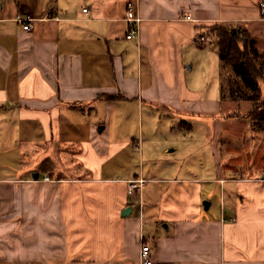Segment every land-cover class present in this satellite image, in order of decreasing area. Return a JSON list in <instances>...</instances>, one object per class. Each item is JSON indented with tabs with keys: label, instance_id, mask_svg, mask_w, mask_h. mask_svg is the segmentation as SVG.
<instances>
[{
	"label": "crops",
	"instance_id": "crops-1",
	"mask_svg": "<svg viewBox=\"0 0 264 264\" xmlns=\"http://www.w3.org/2000/svg\"><path fill=\"white\" fill-rule=\"evenodd\" d=\"M260 2L0 0V264H139L142 244L152 264H264V155L221 114L223 65L196 42L222 23L264 52ZM130 112L144 124L117 135ZM233 149L245 162L221 167Z\"/></svg>",
	"mask_w": 264,
	"mask_h": 264
},
{
	"label": "trees",
	"instance_id": "trees-1",
	"mask_svg": "<svg viewBox=\"0 0 264 264\" xmlns=\"http://www.w3.org/2000/svg\"><path fill=\"white\" fill-rule=\"evenodd\" d=\"M200 37L216 42L223 65L221 98L235 102L247 100L250 107L243 118L250 120L251 128L256 133L264 132V52L255 47L245 29L227 24L216 23L202 27V31L196 35V42ZM229 116L237 117L232 113Z\"/></svg>",
	"mask_w": 264,
	"mask_h": 264
},
{
	"label": "rangeland",
	"instance_id": "rangeland-1",
	"mask_svg": "<svg viewBox=\"0 0 264 264\" xmlns=\"http://www.w3.org/2000/svg\"><path fill=\"white\" fill-rule=\"evenodd\" d=\"M211 42H212L211 44L212 45L214 44V47H215L216 46V42L215 41H211ZM262 87H263L262 88V94L264 95V82L262 83ZM227 106L229 107V104H227L225 102L222 104L221 114H224V117H227V114H231V113H232V115H237V117L234 116L235 118H238V121L236 122V126L233 127V130L237 132L236 133V137H237L238 141H240L242 139L243 134H247L249 132V130H248L249 129V123H248V121L250 122V120L247 119V118H243V115L249 109L250 103L247 100H242L241 102H235V104H232V106L229 109L227 108ZM130 117L133 120V125H129L128 124V125H126L124 127H122V126L116 127L114 125V126H111L110 128H112V129H118L119 131L117 132V135L129 134L130 136H133V133H134L133 131L134 130H137V128L139 127V125L141 123L144 124V122L142 121L141 116L137 117V114L136 113L133 116V113L130 112ZM111 119H114V118L112 117ZM244 120L245 121L248 120L247 123H245ZM230 125H231L230 122L224 120L223 123H222V125H221V128L222 129H225V130H231V126ZM250 126H251V124H250ZM182 128L183 127L181 125V129ZM252 133L251 134L254 135L255 137L253 138L252 135H251V137L249 136L246 139L247 141H244L242 143V145H244V146L246 145V149H247L250 146H252V144H253L254 146L253 147H250L252 149V152H251V150H249V153H257V152H260L259 155L260 154H263L264 155V132H262V133H256L252 129ZM258 134L261 135V136L259 137ZM238 143H240V142H238ZM256 149H258L257 152L254 151ZM236 150H238V151L237 152H234ZM24 154L25 155H28L29 153H24ZM242 154L243 153H240V149H233V150H231L229 152L224 153L223 154V157H222V160L223 161L221 163V167H224L225 164H227L228 162H230V163H233L234 164L233 166H235L236 169H239L240 168V165H242L243 162H245V159L242 157ZM11 157L12 156H9L8 159H10ZM257 158L258 157L255 158L254 162L258 160ZM3 159H5V157H3ZM228 159H230V160H228ZM250 159L253 160V158H251V156H250ZM248 160H249V158H246V164L247 165H248V162H249ZM262 160L264 161V156H262ZM208 161H209V159L207 157H205L202 166H200V165L198 166L199 171L200 170L210 171L209 170L210 166L208 164ZM256 164H258V163L256 162ZM239 177L240 178H247L245 174L244 175H241ZM127 192H128V189H127ZM135 192L136 191H134V193ZM218 205H219V200H218V198H216L215 201H214V204H213V208L218 209Z\"/></svg>",
	"mask_w": 264,
	"mask_h": 264
},
{
	"label": "built area",
	"instance_id": "built-area-1",
	"mask_svg": "<svg viewBox=\"0 0 264 264\" xmlns=\"http://www.w3.org/2000/svg\"><path fill=\"white\" fill-rule=\"evenodd\" d=\"M260 8V15L261 18L264 19V0H261L259 3ZM83 12H86V9L83 10ZM187 20H190V17H186ZM125 20L130 24L129 31L126 35L127 39H130L135 33L138 31V24L140 22L139 17L136 15V6L133 2H128L126 5V16ZM19 22H22V28L26 31H29L31 29L30 21L31 18L29 16H25L23 18L18 19ZM204 41L203 37H200L197 39V43H202ZM43 181H50L48 177H45L42 179ZM144 180L138 179L133 180L128 185V193L133 194L134 191H137L142 186ZM139 264H152V259L150 256V249L149 246L142 244L139 251Z\"/></svg>",
	"mask_w": 264,
	"mask_h": 264
},
{
	"label": "water",
	"instance_id": "water-1",
	"mask_svg": "<svg viewBox=\"0 0 264 264\" xmlns=\"http://www.w3.org/2000/svg\"><path fill=\"white\" fill-rule=\"evenodd\" d=\"M102 129V127L99 128V131ZM32 177H33V180H37L38 178V174L37 173H34L32 174ZM204 205H206V203L204 202Z\"/></svg>",
	"mask_w": 264,
	"mask_h": 264
}]
</instances>
